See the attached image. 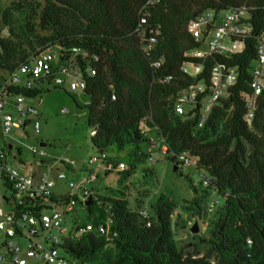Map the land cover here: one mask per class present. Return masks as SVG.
I'll use <instances>...</instances> for the list:
<instances>
[{"label": "trees", "instance_id": "obj_1", "mask_svg": "<svg viewBox=\"0 0 264 264\" xmlns=\"http://www.w3.org/2000/svg\"><path fill=\"white\" fill-rule=\"evenodd\" d=\"M150 10V24L158 25L163 36L154 57L165 58L160 69L145 57L134 30L139 13L149 0H32L14 1L2 14L9 35L0 33V88L7 75L26 63L36 50L47 44L59 48V55L78 49L100 57L97 75H88L87 63H81L87 82L85 94L90 102L87 124L98 126L92 145L99 151L126 152L133 164L123 172L132 173L149 155L141 144H150L148 132L156 130L169 146L166 158L181 166L171 153L191 152L199 157L200 169L211 181L203 195L183 206L197 221L205 215V202L211 192L223 197L208 218L205 253H185L176 238L180 227L177 205L161 195L152 214V225L139 211L130 209L123 193L100 197L98 213L88 206V220L81 225L97 226L112 219L109 233H94L66 238L62 249L84 262L95 264H264V92L250 128L245 120L246 105L241 95L249 92L251 69L256 59L254 42L243 54L232 59L213 57L204 64L202 75L192 77L181 72L188 61L185 54L201 47L187 31L195 16L213 10L217 13L240 7L249 9L255 33L264 30V0H157ZM23 25H16L17 17ZM228 63L238 69V82L229 97L214 107L202 129L197 118L175 114L174 103L182 90L195 82H210L216 63ZM173 82L162 84L161 77ZM36 97L39 90L15 87L10 94ZM117 96L112 101V94ZM111 162L118 159L110 157ZM122 174V173H120ZM195 193L198 191L195 189ZM54 200V199H52ZM67 201V197L62 199ZM27 203V211H42ZM109 205L111 209H109ZM78 223L76 221L74 224ZM195 237V236H194Z\"/></svg>", "mask_w": 264, "mask_h": 264}, {"label": "built area", "instance_id": "obj_2", "mask_svg": "<svg viewBox=\"0 0 264 264\" xmlns=\"http://www.w3.org/2000/svg\"><path fill=\"white\" fill-rule=\"evenodd\" d=\"M157 0H149L147 6L139 13V22L134 30L141 49L154 68L160 69L165 64V58H156L157 46L163 36L158 25L150 24V10L157 4ZM249 9L246 7L234 8L217 13L213 10L205 11L192 19L187 25V31L193 40L201 47L188 51V59L181 67L185 75L196 77L204 72V64L195 61H207L213 57L232 59L243 54L251 41L254 42L256 59L251 69L249 92L241 95L246 105L244 120L252 128L256 116L259 99L264 92V30L255 33L251 23ZM100 57L89 51L73 49L66 55L56 56L53 46L47 44L39 47L32 57L18 69L7 75L0 88V129L4 138H7L14 129H21L31 124L36 134L40 133L38 105L43 103L36 97H27L23 94H10L15 87L27 90L44 91L52 86L61 89L69 85L71 91H85L87 82L81 63H87L88 75H97V66ZM238 69L228 63H216L210 73V82H195L182 90L174 103L175 114L188 116L198 109L192 117L197 118V129H202L208 122L212 110L223 99L229 97L230 90L238 82ZM172 76L161 77L162 84L172 83ZM112 101L117 100L115 93ZM33 101H37L34 103ZM30 122V123H28ZM28 123V124H27ZM98 126L92 128L91 137L97 135ZM32 154L42 161L52 163L36 176L25 174L8 160L7 153L0 148V180H5L15 195L12 209L0 205V264H70L68 254L61 248L66 238L79 237L94 233L106 235L112 219L97 226L89 223L81 225L80 219L71 229L65 225V215L76 212L78 207L86 209L96 193L91 188L103 172L106 175L114 171L123 173L129 169L125 162H111L108 153L97 151L89 157L86 163L89 176L80 181H71L69 169L79 170L78 163L69 158L48 159L47 153L41 148L31 147ZM169 146L165 139L158 134L157 138L150 137L148 159L156 162V154L166 157ZM183 167L200 169L199 157L191 152L180 154L171 153ZM39 161V160H38ZM202 170V169H200ZM204 171V170H203ZM206 186L211 179L204 177ZM58 182L67 183L75 195L55 196L54 190ZM67 197V201L62 199ZM54 199V200H52ZM34 203L33 208L39 207L42 211H27L26 204ZM63 207V211L55 206ZM109 209L111 206L109 205ZM152 225L153 215L146 209L139 211Z\"/></svg>", "mask_w": 264, "mask_h": 264}, {"label": "rangeland", "instance_id": "obj_3", "mask_svg": "<svg viewBox=\"0 0 264 264\" xmlns=\"http://www.w3.org/2000/svg\"><path fill=\"white\" fill-rule=\"evenodd\" d=\"M14 1L19 0H0V33L2 36L9 35L7 27L2 22V14ZM34 1L45 2V0ZM17 25H23V17L20 15L17 17L15 27ZM53 52L59 56L60 50L54 46ZM3 76L5 74L0 70V79ZM38 100L43 101L38 106L40 115L37 120L40 123V133L36 134L31 124L25 128L14 129L5 140L0 133V148L7 153L12 164L25 174H29L30 170L38 175L44 172L46 167L37 166L40 159L30 151L31 147L41 149L42 142L47 144V147L42 149L47 153L48 159L69 157L75 160L80 167L85 166L89 157L96 153L91 141L92 128L87 124L89 113L83 108L85 103L90 102V97L83 90L71 91L67 84L61 89L54 86L45 88ZM157 133L156 130H153L151 135L147 134L149 137L157 138ZM9 145H12L13 149H9ZM141 148L147 154L148 143H142ZM109 155L120 162H125L128 165L133 164L126 152L113 150L109 151ZM174 166L172 160L157 153L155 163L150 162L149 159L138 163L135 170L129 175L120 174L116 171L107 175L101 172L98 181L91 188L96 195H100L99 197L123 193L129 200L131 211L146 209L152 214L155 212L154 209L159 197L163 194L166 195L177 205L176 214H182H180L179 220L181 226L176 228V238L184 252H193L192 245L196 243L199 245L197 251L205 253L207 245L204 239L208 238V218L218 206L223 205L224 199L222 196L211 192L210 197L205 202L206 213L198 220L200 232L196 235L192 234L191 229L196 219L183 206L187 201L203 195V191L206 189L204 177L207 176V173L198 168L183 166H179V170L175 172ZM85 176H89V172L81 173L79 177L70 180L77 182ZM59 184L54 190L56 195L77 193V190L72 192L67 183L60 182ZM195 189L198 191L197 194ZM5 194L10 195L11 192L8 191ZM0 204H2L1 195ZM98 205L96 203L92 206L95 213H98ZM88 215L87 208L78 207L75 214H70L65 218V225L71 229L74 226L73 223L77 221L74 216L85 223L89 221ZM68 259L70 264H95L78 260L72 256H68Z\"/></svg>", "mask_w": 264, "mask_h": 264}, {"label": "crops", "instance_id": "obj_4", "mask_svg": "<svg viewBox=\"0 0 264 264\" xmlns=\"http://www.w3.org/2000/svg\"><path fill=\"white\" fill-rule=\"evenodd\" d=\"M34 103H36L37 101H33ZM39 106V105H38ZM0 133H1V129H0ZM148 134L149 135H151V131L150 132H148ZM158 134V133H157ZM1 136H2V134H1ZM3 137V136H2ZM4 138V137H3ZM6 138H4V140H5ZM42 143H45V142H42ZM9 149H13V146L12 145H9ZM96 150V153H97V149H95ZM96 153H93L92 155H94V154H96ZM91 155V156H92ZM109 157H111L110 155H109ZM111 159V158H110ZM8 160H9V158H8ZM49 160H52V159H49ZM10 161V160H9ZM21 161V160H20ZM11 162V161H10ZM117 162H120V161H118L117 160ZM11 164H12V162H11ZM49 165H52V163H49V162H46V161H42V160H40V161H38L37 162V166H43V167H46L45 169H44V171L49 167ZM86 166V165H85ZM85 166H83V167H80L79 166V170H77V171H74V170H71V169H69V171H68V175H69V178L70 179H74V178H76V177H79L80 176V174L81 173H88V169H86V167ZM29 174H33V175H36V176H40V175H38V174H36L35 172H33L32 170H30L29 171ZM86 177V176H85ZM84 177V178H85ZM81 179H83V178H81ZM80 179V180H81ZM79 180V181H80ZM60 182H58V184H57V186H56V188L60 185L59 184ZM55 188V189H56ZM8 191H10L11 192V194L10 195H7V194H5V193H7ZM0 195H1V200H2V204H0V205H4L7 209H12V206H13V201H14V199H15V195H14V193H13V191L11 190V188L9 187V185L7 184V182L5 181V180H0ZM72 195H75V193H71ZM55 196L56 197H58V196H67V195H56L55 194ZM100 195H96V199H95V202H98L99 201V199H100V197H99ZM93 203H91L90 205H92ZM9 205V206H8ZM9 207V208H8ZM55 208H57V209H59V210H61V211H63V207H61V206H55ZM84 209V208H83ZM76 213V212H75ZM74 213V214H75ZM73 215V214H72ZM68 215H65V218L67 217ZM74 218L75 219H77L78 220V218L76 217V216H74ZM73 227V226H72ZM71 227V228H72Z\"/></svg>", "mask_w": 264, "mask_h": 264}, {"label": "water", "instance_id": "obj_5", "mask_svg": "<svg viewBox=\"0 0 264 264\" xmlns=\"http://www.w3.org/2000/svg\"><path fill=\"white\" fill-rule=\"evenodd\" d=\"M28 123H30V122H28ZM27 123V124H28ZM41 148H46L47 147V144L46 143H41ZM179 170V167H177V166H174V171L175 172H177ZM91 204V202H89V204L88 205H90ZM191 232H192V234H194V235H196V234H198L199 232H200V226H199V222L196 220L195 221V224H194V226L192 227V229H191Z\"/></svg>", "mask_w": 264, "mask_h": 264}]
</instances>
